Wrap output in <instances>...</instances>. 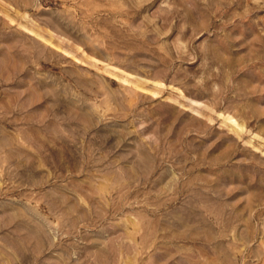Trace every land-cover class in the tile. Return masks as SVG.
Listing matches in <instances>:
<instances>
[{
	"label": "rangeland",
	"instance_id": "obj_1",
	"mask_svg": "<svg viewBox=\"0 0 264 264\" xmlns=\"http://www.w3.org/2000/svg\"><path fill=\"white\" fill-rule=\"evenodd\" d=\"M0 264H264V0H0Z\"/></svg>",
	"mask_w": 264,
	"mask_h": 264
}]
</instances>
